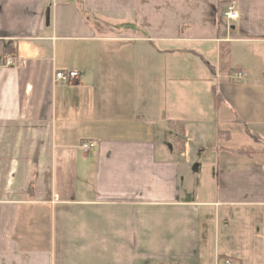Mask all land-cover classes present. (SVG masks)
<instances>
[{"label": "crops", "instance_id": "1", "mask_svg": "<svg viewBox=\"0 0 264 264\" xmlns=\"http://www.w3.org/2000/svg\"><path fill=\"white\" fill-rule=\"evenodd\" d=\"M262 144L264 0H0V264H264L208 229L264 213Z\"/></svg>", "mask_w": 264, "mask_h": 264}, {"label": "rangeland", "instance_id": "2", "mask_svg": "<svg viewBox=\"0 0 264 264\" xmlns=\"http://www.w3.org/2000/svg\"><path fill=\"white\" fill-rule=\"evenodd\" d=\"M199 50V49H198ZM204 58V57H203ZM222 71V70H221ZM206 69L202 67V63L198 55L193 54V74L198 78H204L208 73ZM225 72V71H222ZM229 73V71H228ZM221 77H225L226 74L221 73ZM220 78V77H218ZM231 81V79H228ZM214 81V80H213ZM187 83H196V82H187ZM185 83V84H187ZM199 85H204V82L199 80ZM195 87V85H194ZM254 136L256 135L254 132L252 133ZM259 140L258 137L254 142ZM259 147H264V144ZM195 151H193L194 153ZM200 180V175L192 177L193 183H196V187L199 190V186L197 182ZM259 207L255 208H245L239 210H230L229 215L225 218V213L221 214L220 219L217 223L214 222L213 217L208 215V218L211 219L209 226V230H212V234L215 233V238L217 242H219L221 247L224 248H234V249H243L244 245H250L252 239H254L257 235L258 228L261 230V234L264 235V213L258 212ZM228 222V225L225 223ZM262 235V236H263ZM264 247V240L262 241ZM226 259H223L221 256L218 258L219 264H224Z\"/></svg>", "mask_w": 264, "mask_h": 264}, {"label": "built area", "instance_id": "3", "mask_svg": "<svg viewBox=\"0 0 264 264\" xmlns=\"http://www.w3.org/2000/svg\"><path fill=\"white\" fill-rule=\"evenodd\" d=\"M223 17L228 22L237 21L239 18V13L237 7L231 3L228 4L224 11ZM7 66L15 67L16 65H22L23 61L18 59L16 56L7 55L6 63ZM220 74V75H219ZM221 73H218L217 77H221ZM248 76V73L244 70H231L229 73H226L224 78L231 79V81L241 82L244 81ZM78 77V72L75 69H58L54 73V82L68 84L71 83L74 79ZM84 151H89L94 147V143L91 141L83 142L81 145ZM224 264H233L232 260L226 259Z\"/></svg>", "mask_w": 264, "mask_h": 264}, {"label": "trees", "instance_id": "4", "mask_svg": "<svg viewBox=\"0 0 264 264\" xmlns=\"http://www.w3.org/2000/svg\"><path fill=\"white\" fill-rule=\"evenodd\" d=\"M225 45L220 47V62H221V67L222 71H231L230 68V62H229V57H230V50L228 48H224ZM236 70H240L239 68H236ZM169 125L175 129L177 132V135L175 136L174 139V145L179 153H181L185 147H186V140H185V127L184 125L181 124H175L173 122H169ZM257 150L251 148V147H242L241 149L237 150L236 153L240 154H247V155H252L256 153ZM177 264H187L183 262H179Z\"/></svg>", "mask_w": 264, "mask_h": 264}]
</instances>
